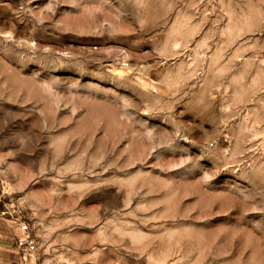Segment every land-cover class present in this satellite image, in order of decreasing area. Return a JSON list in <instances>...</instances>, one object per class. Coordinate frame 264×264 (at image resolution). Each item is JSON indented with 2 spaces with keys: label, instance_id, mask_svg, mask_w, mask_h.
<instances>
[{
  "label": "rangeland",
  "instance_id": "rangeland-1",
  "mask_svg": "<svg viewBox=\"0 0 264 264\" xmlns=\"http://www.w3.org/2000/svg\"><path fill=\"white\" fill-rule=\"evenodd\" d=\"M0 88L42 264H264V0H0Z\"/></svg>",
  "mask_w": 264,
  "mask_h": 264
},
{
  "label": "built area",
  "instance_id": "built-area-1",
  "mask_svg": "<svg viewBox=\"0 0 264 264\" xmlns=\"http://www.w3.org/2000/svg\"><path fill=\"white\" fill-rule=\"evenodd\" d=\"M14 237L18 247L19 264H42L28 222L22 220L17 222Z\"/></svg>",
  "mask_w": 264,
  "mask_h": 264
},
{
  "label": "crops",
  "instance_id": "crops-1",
  "mask_svg": "<svg viewBox=\"0 0 264 264\" xmlns=\"http://www.w3.org/2000/svg\"><path fill=\"white\" fill-rule=\"evenodd\" d=\"M6 232L0 224V264H19L18 247L15 242V231Z\"/></svg>",
  "mask_w": 264,
  "mask_h": 264
},
{
  "label": "bare ground",
  "instance_id": "bare-ground-1",
  "mask_svg": "<svg viewBox=\"0 0 264 264\" xmlns=\"http://www.w3.org/2000/svg\"><path fill=\"white\" fill-rule=\"evenodd\" d=\"M3 88V87H2ZM2 88H0L1 89V91H3V89ZM4 89H5V87H4Z\"/></svg>",
  "mask_w": 264,
  "mask_h": 264
}]
</instances>
